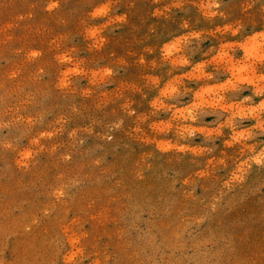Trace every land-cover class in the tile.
<instances>
[{
    "label": "rangeland",
    "instance_id": "obj_1",
    "mask_svg": "<svg viewBox=\"0 0 264 264\" xmlns=\"http://www.w3.org/2000/svg\"><path fill=\"white\" fill-rule=\"evenodd\" d=\"M0 264H264V0H0Z\"/></svg>",
    "mask_w": 264,
    "mask_h": 264
}]
</instances>
